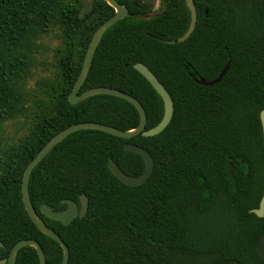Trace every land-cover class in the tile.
Segmentation results:
<instances>
[{
	"label": "trees",
	"instance_id": "1",
	"mask_svg": "<svg viewBox=\"0 0 264 264\" xmlns=\"http://www.w3.org/2000/svg\"><path fill=\"white\" fill-rule=\"evenodd\" d=\"M129 16L104 35L79 94L109 87L137 98L146 130L164 117L161 96L135 69L145 64L168 90L174 115L159 135L122 139L97 130L75 132L34 169L29 194L45 223L67 244L69 264H260L264 234L259 208L264 195V0H194L192 35L186 0H117ZM82 0H0V260L25 239L38 241L48 264H62L63 249L43 234L22 198L23 166L59 132L95 122L128 131L140 125L134 105L110 96L69 101L96 30L115 15L104 0L83 13ZM60 45L51 50L46 39ZM53 52L52 60L49 53ZM225 77L211 82L226 67ZM42 75L34 82L35 72ZM17 123L21 134L10 135ZM146 149L154 170L131 187L110 170L145 172ZM87 214L66 226L41 213L44 204L64 210V200ZM16 264H40L33 247Z\"/></svg>",
	"mask_w": 264,
	"mask_h": 264
},
{
	"label": "water",
	"instance_id": "2",
	"mask_svg": "<svg viewBox=\"0 0 264 264\" xmlns=\"http://www.w3.org/2000/svg\"><path fill=\"white\" fill-rule=\"evenodd\" d=\"M104 1L115 10V15L110 19H108L105 23H103L94 33L84 58L81 73L69 96V101L72 105H76L93 96H98V95H110V96L118 97L128 101L129 103L135 106V108L138 110L140 114L141 121H140V125L137 128L128 131L120 130L112 126L95 123V122H85V123L72 125L59 132L57 135H55L41 149V151L35 156V158L31 162L23 166L22 198L25 209L28 215L30 216L31 220L38 227V229L46 236L55 240L62 247L63 249L62 264H69L70 261L69 247L62 240V238L45 223V221L41 218L37 210L34 208L30 199L29 182L34 169L51 153V151L59 143H61L64 139H66L68 136H70L75 132L82 130H97L122 139H131L139 134H142L144 137H153L161 134L168 127V125L171 123L175 110L173 99L169 94L168 90L159 81V79L155 76V74L143 63H137L135 65V69L147 79V81L153 86V88L161 96L165 108L164 117L162 121L156 127L150 130H146L148 117L145 108L140 103V101L137 98L133 97L132 95L109 87H97L87 90L82 94H79L81 87L83 86L89 75L95 55L97 53V50L100 46V43L105 33L112 26L116 25L118 22L129 16L128 8L122 5L121 3H119L117 0H104ZM186 3L191 13L190 27L182 37L178 38L176 41H170L171 44L185 42L192 35V33L194 32L197 26L198 12L194 0H186ZM229 68H230V64L228 63L220 73L219 77L211 82H207L203 79H195V81L203 86H214L219 82H221V80L227 74ZM260 120L264 135V110L261 111L260 113ZM124 147L125 150L135 152L143 157L145 161V172L139 177L130 176L126 174L123 170H121V168L113 160L110 161L109 168L112 171V173L125 185L131 187L143 185L150 178L154 170V165H155L154 159L146 149H143L137 145L126 143ZM80 201H81V207H79V205L72 200H64L63 203L67 205V208L60 211H56L47 204H44L41 208V213L51 220L60 221L64 225L68 226L76 218L78 217L83 218L87 214L89 207L88 197L86 195H82L80 197ZM251 213H254L259 218H264V195L260 202L259 208L251 210ZM0 246H3L1 242H0ZM25 247L35 248L36 251L38 252L40 264H48L43 247L38 241L33 239H25L18 242L12 249L9 257L7 259L0 260V264H16L19 251ZM256 249L262 258L260 264H264V234L262 235L260 242L257 244ZM233 264H242V263L235 262Z\"/></svg>",
	"mask_w": 264,
	"mask_h": 264
},
{
	"label": "rangeland",
	"instance_id": "3",
	"mask_svg": "<svg viewBox=\"0 0 264 264\" xmlns=\"http://www.w3.org/2000/svg\"><path fill=\"white\" fill-rule=\"evenodd\" d=\"M83 3H84V11L83 13H87L90 9H91V4H92V1L93 0H82ZM154 4L153 6V12H156L157 11V8H158V2L157 0H151ZM46 45H49L51 47V50L54 51V48H56L57 46L60 45V42L57 41L55 38H51V39H46V42H45ZM50 57L49 59L52 60V56H53V52L50 51L49 53ZM42 71L41 70H38L35 72V75H34V78L33 80L31 81L32 84H34V82L42 75ZM20 127L17 125V123H12L10 125L7 126V132L10 133V135H13L14 134H21L22 132L19 130Z\"/></svg>",
	"mask_w": 264,
	"mask_h": 264
},
{
	"label": "flooded vegetation",
	"instance_id": "4",
	"mask_svg": "<svg viewBox=\"0 0 264 264\" xmlns=\"http://www.w3.org/2000/svg\"><path fill=\"white\" fill-rule=\"evenodd\" d=\"M157 2H158V8H157V11L155 13H159L162 10L163 5H164L163 0H157Z\"/></svg>",
	"mask_w": 264,
	"mask_h": 264
}]
</instances>
